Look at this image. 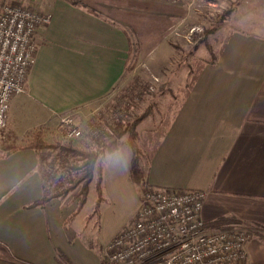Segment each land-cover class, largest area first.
Masks as SVG:
<instances>
[{"label":"crops","instance_id":"0c3cea01","mask_svg":"<svg viewBox=\"0 0 264 264\" xmlns=\"http://www.w3.org/2000/svg\"><path fill=\"white\" fill-rule=\"evenodd\" d=\"M83 3L55 0L48 9L52 21L38 30L27 90L12 99L0 133V246L31 264H103L101 246L133 221L140 204L133 153L117 148L104 155L99 211L85 212V204L75 214L70 196L34 205L46 194L41 152L24 146L35 132L47 141L59 135L64 114L84 122L126 72L130 41L121 16ZM215 55L188 88L185 77L176 88L171 81L159 114L144 120L151 127L144 181L205 191L207 228L249 229L245 264H264V29L227 34ZM126 197L130 208L118 220Z\"/></svg>","mask_w":264,"mask_h":264},{"label":"rangeland","instance_id":"374dc122","mask_svg":"<svg viewBox=\"0 0 264 264\" xmlns=\"http://www.w3.org/2000/svg\"><path fill=\"white\" fill-rule=\"evenodd\" d=\"M1 1L23 5L43 13H49L48 9L55 2V0ZM67 1L76 5L84 4L83 0ZM88 1L94 4L97 10L103 11L107 17L121 16L122 20L118 22L122 21V25L127 30L130 44L126 72L121 83L80 124L85 126L88 133L94 128L105 130V133L99 139L86 135L74 143V146L92 149L96 142H104L107 144L106 151L110 153L117 148L132 152V172L141 176L142 192L146 184L144 173L150 154L149 149L145 147V140L151 129L145 125L144 120L157 112L159 114L161 107L157 101L172 91L168 87L171 81H175L173 87L176 88V82L185 77L188 88V83L195 77L199 68L205 63L214 62L215 51L222 45L227 34L256 27L264 29V0ZM147 111L149 113L144 122L137 125L140 154L136 166L133 163L135 155L128 141V133L122 136L119 134L128 122L132 123ZM153 119L155 123L159 120L158 117ZM106 129L112 132L108 133ZM47 137L51 143H63L61 135L52 134ZM40 158L45 188L50 194L61 192L66 186L73 184L80 173L72 166H81L82 161L76 162L71 156H66L59 150L43 151ZM103 159L104 157L102 158L104 172V165L107 164ZM96 177L95 175V180ZM93 181L85 212L94 207L96 211L98 192ZM79 190L78 186L68 195L70 197H66L78 204L76 193ZM104 192L102 184L103 201L99 208L105 200ZM121 205L122 209L115 213L118 220H124L125 209L130 208L127 197ZM104 244L101 246L103 256ZM6 253V249L0 246V257L5 256Z\"/></svg>","mask_w":264,"mask_h":264},{"label":"built area","instance_id":"2783aa9c","mask_svg":"<svg viewBox=\"0 0 264 264\" xmlns=\"http://www.w3.org/2000/svg\"><path fill=\"white\" fill-rule=\"evenodd\" d=\"M51 21L50 13L0 0V133L7 128L12 99L27 90L38 30ZM58 132L63 143L74 145L86 135L99 139L105 130L88 133L67 113ZM206 195L146 183L133 221L104 244L103 264H245L249 229L209 230L202 214Z\"/></svg>","mask_w":264,"mask_h":264},{"label":"trees","instance_id":"16d2710c","mask_svg":"<svg viewBox=\"0 0 264 264\" xmlns=\"http://www.w3.org/2000/svg\"><path fill=\"white\" fill-rule=\"evenodd\" d=\"M149 111L144 113L142 116L135 119L132 123L128 122V125L124 127L119 136H122L125 133H128V141L133 148L134 151V159L133 163L137 166L138 157L140 154V149L138 147V131L137 125L142 122ZM107 144L104 142H96L95 147L92 149H85L82 147L74 146L71 143H62L56 142L51 143L45 139V136L41 132H35L27 144L24 146L25 148L34 149L37 152H43L46 150H59L66 156H71L76 162H81V166H72L75 170H79L80 173L77 176L76 180L70 186H66L61 192L50 194L46 191L45 196L36 202L34 205L44 204L53 198H64L68 196L72 191H74L78 186L80 190L76 193V197L78 198L77 211L75 214L80 211L83 206L86 204L87 197L89 194L90 184L96 177V188L98 192V200L96 211L99 208L100 204L103 201L102 194V181H103V165L102 158L105 155ZM72 219L69 218L67 220L70 221ZM7 252V251H6ZM0 264H31L29 262H25L19 260L13 256H11L8 252L5 256L0 257Z\"/></svg>","mask_w":264,"mask_h":264}]
</instances>
